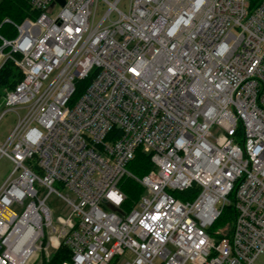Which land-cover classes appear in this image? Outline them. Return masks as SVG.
Instances as JSON below:
<instances>
[{
	"label": "built area",
	"instance_id": "built-area-1",
	"mask_svg": "<svg viewBox=\"0 0 264 264\" xmlns=\"http://www.w3.org/2000/svg\"><path fill=\"white\" fill-rule=\"evenodd\" d=\"M26 1L38 16L0 35V68L18 71L5 85L21 77L0 95V122L16 118L0 144L14 163L0 188V264H43L62 245L61 264H258L264 0H129L127 11L122 0ZM138 149L154 165L141 177L128 170ZM127 176L145 190L128 210ZM52 193L71 208L58 224ZM228 205L236 218L216 241Z\"/></svg>",
	"mask_w": 264,
	"mask_h": 264
},
{
	"label": "trees",
	"instance_id": "trees-1",
	"mask_svg": "<svg viewBox=\"0 0 264 264\" xmlns=\"http://www.w3.org/2000/svg\"><path fill=\"white\" fill-rule=\"evenodd\" d=\"M38 14V12L32 10L26 0H2L0 3V35L6 39L14 38L17 34L15 25L20 24L27 17H36ZM7 19H10L12 23L7 22ZM1 45L2 40L0 39V46ZM13 67V63L8 60L0 68V88L13 76ZM20 78V76H17V79H15L13 83L16 84ZM89 82L90 79H86L76 83V91L74 93L73 100L81 94L82 90ZM130 164L133 165L134 168V173H131L134 175L138 174L139 176H144L154 167L150 155H146L141 149H138L134 159L129 163V165ZM120 187L127 197L123 205L125 209L127 208L126 206L133 201L138 200L144 194L143 186L130 176L124 177L121 180ZM194 191L195 190L193 188L190 191L183 192L182 194L184 197H182V199H192V197H194ZM235 218L236 210L233 205L226 206L218 220L209 230L216 241L224 237H229ZM70 257V249L62 245V247L53 254L51 260L49 262H44L43 264H61L64 260L70 259Z\"/></svg>",
	"mask_w": 264,
	"mask_h": 264
},
{
	"label": "rangeland",
	"instance_id": "rangeland-1",
	"mask_svg": "<svg viewBox=\"0 0 264 264\" xmlns=\"http://www.w3.org/2000/svg\"><path fill=\"white\" fill-rule=\"evenodd\" d=\"M1 2H2V0H0V3ZM128 2H129V0H122V2H121V8L124 11H127ZM59 11H60V7L58 6L55 9V11L53 12V14H51V15L52 16H55ZM16 71H17V69L14 66L13 67V72H16ZM15 79H17V77L12 78L7 85H3L0 88V95L4 92V90L6 88L9 89V88H13L14 87L15 83H13V82H14ZM15 124H16V118H15V114L12 113V112L9 113V114H7L1 120V122H0V144H2L5 141V139L8 137V135L10 134V132L12 131V129L14 128ZM212 132H213L214 135H219L221 133L220 130L218 129V127H214L212 129ZM13 170H14V163L7 156L2 155L0 157V188L6 182V180L11 175V173L13 172ZM128 170L130 172H133L134 173L133 165L130 164L128 166ZM136 176L137 177H141L138 174ZM144 192H145V190H144ZM44 195H46V193ZM174 196L176 198H178V199H181V200H183L182 197H184L183 194L182 193H179V192L174 193ZM137 201L138 200H135L132 203H130L128 206H126L127 207L126 209H129V208L133 207L136 204ZM47 203H48V205L50 206V208L52 209V211L54 213L55 224H58V220L59 219L60 220H63V219H65L71 213V208L56 193H52L51 195H49V197L47 199ZM20 208L21 207H18V209H16V211H19ZM126 257H128V259H130L131 261L133 260V257L129 256L128 254L126 255ZM122 259L123 258L121 257V260ZM115 261H116V259H115ZM258 264H264V255H262L259 258Z\"/></svg>",
	"mask_w": 264,
	"mask_h": 264
},
{
	"label": "water",
	"instance_id": "water-1",
	"mask_svg": "<svg viewBox=\"0 0 264 264\" xmlns=\"http://www.w3.org/2000/svg\"><path fill=\"white\" fill-rule=\"evenodd\" d=\"M61 4H64V0H58Z\"/></svg>",
	"mask_w": 264,
	"mask_h": 264
}]
</instances>
